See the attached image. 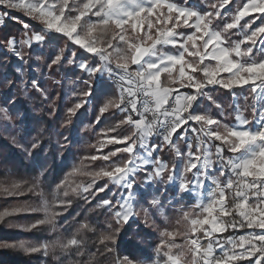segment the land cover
Returning a JSON list of instances; mask_svg holds the SVG:
<instances>
[{
  "label": "snow or ice",
  "instance_id": "6c2138e0",
  "mask_svg": "<svg viewBox=\"0 0 264 264\" xmlns=\"http://www.w3.org/2000/svg\"><path fill=\"white\" fill-rule=\"evenodd\" d=\"M184 3L186 6L182 7L172 0H0V8L22 12L41 24L43 32L58 33L85 53L97 57L99 64L96 67L81 64V71L90 77H107L116 87L117 98L108 100L99 113L103 116L114 108L124 119L101 133L103 139L93 147L97 153H103L108 145L124 147L82 158V167H74L68 175L89 177L91 183L71 187L66 179L57 185V191L64 189V196H68L70 187L72 194L92 192L95 196L105 192L108 185L95 192L93 185L106 179L123 191L115 203L106 199L97 207L107 209L114 223L122 227L139 214L134 183L136 174L151 166L145 184H174L178 196L197 198L189 210L183 212L181 219L187 226L185 233L161 232L168 241L175 240L177 235L184 238V244L162 241L157 246L155 251L165 258V264H240L243 261L264 264V24L252 29L255 20H246V17L264 19V0H246L242 6H237L230 17L231 22L225 23L219 31L213 28V21L227 18L222 10L232 0L207 4L215 12L203 14L190 6L189 0ZM23 27L25 34L19 47H31L33 42L44 41L43 33L28 35L30 26L24 24ZM181 28L192 31L182 35L178 31ZM231 30L242 38L229 44L227 34ZM7 43V50L23 60V55L16 51L17 42L10 39ZM244 45L249 46L245 48ZM165 47L177 51L167 53L163 51ZM62 53L63 50L55 56L49 68L63 60ZM73 62V59L68 61L69 64ZM197 73L203 79H199ZM84 83L89 89L93 87L88 81ZM210 86L229 92L251 86L248 89L251 97L243 98L245 101L251 99V104L241 108L238 98L233 96V124H225L208 113L198 114L194 106L206 98L223 116L222 106L205 91ZM32 87L41 91L35 81ZM184 88L191 89V93H182ZM83 95L90 96L91 91ZM82 106L76 103L66 115L75 116ZM249 109L251 118L246 115ZM0 115L8 119L2 110ZM122 125L132 128L130 135H110ZM177 133H180L179 141L185 145L184 151L174 139ZM153 139H159L160 143H151ZM37 146L33 144V148ZM166 148L175 157L171 167L156 155ZM121 153L128 159L122 164L112 163V159ZM97 160L108 162L107 167L85 170L88 165L84 161ZM23 187L24 183L19 182H14L10 188L0 185V194L23 196L32 192L42 197L39 206L21 205L2 210L0 223L21 214L42 213L43 219L20 230L31 232L51 224L56 231V217L63 214L56 209L67 205L58 198L51 203L43 199L39 178L26 191L21 190ZM149 204L158 208L160 200L153 198ZM142 211L147 218L149 209ZM245 229L249 231L239 237H223L225 232ZM83 231L94 229L81 224L63 243L57 240L51 244L29 246L20 242L0 244V247H18L26 254L43 252L44 255L48 254L49 248L58 247L67 254L71 249H82V242L76 237ZM109 241L115 243L110 235H102L98 244L105 245ZM176 249L179 251H174ZM105 252L111 253L113 249L105 248ZM83 256L85 251H77V259L70 260L69 264H81L79 258ZM95 256V253L89 254L83 264H94ZM116 264H133V261L127 256L117 257Z\"/></svg>",
  "mask_w": 264,
  "mask_h": 264
},
{
  "label": "trees",
  "instance_id": "16d2710c",
  "mask_svg": "<svg viewBox=\"0 0 264 264\" xmlns=\"http://www.w3.org/2000/svg\"><path fill=\"white\" fill-rule=\"evenodd\" d=\"M178 6H186L184 0H172ZM220 0H189V5L195 7L201 14L214 9L207 4L219 3ZM246 0H232L222 14L226 19L213 21V28L221 30L225 23L230 22L229 13L235 12ZM251 22L252 29L262 23V19L246 17ZM244 21H241L243 24ZM24 24H28V35L43 33L44 41L33 44L31 47H19V42L25 34ZM228 43L237 41L241 35L231 30L228 34ZM17 41V50L23 55V60L16 59L7 49L8 41ZM63 50V60L49 68L56 55ZM75 56L73 57V54ZM69 59L73 63L69 64ZM90 67L99 64L97 57L85 53L78 46L73 45L66 37L50 32H43V26L36 21L15 14L13 18H5L0 24V110L8 116L3 119L0 115V185L11 187L14 182L24 183L23 191L31 187L36 178H39L43 199L49 203L58 198L67 207L56 209L63 214L56 217L55 228L53 225H42L31 232L21 231V227H28L32 223L43 219L42 213L21 214L6 218L0 223V244H19L24 242L29 246H39L42 243H60L70 239L77 232L81 224L90 225L94 231L81 232L76 238L82 242V249H71L64 253L60 248H49L48 254L43 252L26 254L20 248L0 247V264H69L77 259V251H85V256L80 257L81 264L88 255L95 253L94 264H116L117 257L127 256L133 264L165 263L162 255H157L156 248L163 241L166 243L184 244L182 235H177L175 240L168 241L161 236V232L170 231L183 234L187 230L185 222L181 219L183 212L189 210L194 204L190 195L178 196L172 184L155 182L153 187L142 191V179L145 174L137 173L135 177V190L137 191L136 209L139 213L135 220L123 226H118L105 208L97 207L103 200L116 202L121 190L110 184L106 179H100L93 185V192L108 185L105 192L93 196L92 192L72 194L68 187L69 195L64 196V189L57 191V185L66 179L71 187L78 184L88 185L91 178L85 176H69L74 167H82V158L91 155L107 154L122 148L124 145H108L103 153H97L94 145L103 139L100 134L112 129L124 119L118 110L110 108L103 116L99 109L110 99H116V87L109 80L102 79L98 82L87 73L81 71L80 63ZM199 76V73L197 74ZM202 78V77H201ZM36 82L41 91L32 87ZM88 81L93 85L91 89L84 83ZM245 88H234L231 92L210 86L205 89L217 104L223 108H216L208 99H200L194 106L196 113H208L225 124H233L232 95L236 94L241 108L251 104V99L245 101L238 95L251 97V92ZM91 91L90 96H84ZM181 91L190 94L191 89ZM43 93V95L41 94ZM76 103L83 106L75 116L68 117L67 110ZM251 118V111L246 113ZM99 117V122L97 118ZM63 125V126H62ZM87 126V127H86ZM132 128L122 125L111 136H128ZM180 133L175 140L181 151L185 150L183 142L179 141ZM33 144L38 145L33 148ZM64 145V147H62ZM227 153V152H225ZM159 157L172 166L175 160L170 149L158 153ZM126 154H119L112 159V163L127 160ZM88 167L86 171H95L107 167L108 162L97 160L84 161ZM167 180V173H165ZM26 182V183H25ZM67 186V185H66ZM84 197H87L85 199ZM158 197L160 205L153 208L149 204L153 198ZM42 197L32 192L23 196H7L0 194V211L21 205L39 206ZM171 201V203H169ZM149 209L146 218L142 209ZM161 212L164 214L161 215ZM111 225V228L108 226ZM118 229V234L117 233ZM249 230L228 231L223 237H239ZM102 235H110L111 241L99 245L98 240ZM105 248H112L113 252L106 253ZM166 251V249H165ZM174 251H179L176 249ZM190 260V256L187 257ZM252 261H243L240 264H251Z\"/></svg>",
  "mask_w": 264,
  "mask_h": 264
},
{
  "label": "rangeland",
  "instance_id": "374dc122",
  "mask_svg": "<svg viewBox=\"0 0 264 264\" xmlns=\"http://www.w3.org/2000/svg\"><path fill=\"white\" fill-rule=\"evenodd\" d=\"M245 3V2H244ZM242 6V5H241ZM183 7V6H182ZM234 13V12H233ZM233 13H229V18L231 17V15L233 14ZM15 14H20V15H22V16H24V17H26L22 12H16V11H12V10H8V9H4V8H0V24H2V21H3V19H5V18H13L14 17V15ZM73 15H74V13H73ZM26 18H28V17H26ZM230 22H231V20H230ZM261 24H264V19H262V23ZM260 24V25H261ZM259 25V26H260ZM182 35H187V34H189L192 30L191 29H184V28H181V29H179L178 30ZM242 38V35H241V37H240V39ZM239 39V40H240ZM239 40H237V41H239ZM17 42V41H16ZM33 44H37V42H33ZM249 45H244L243 47H248ZM16 51H18L17 49H16ZM163 51H165V52H167V53H175L177 50L176 49H173V48H171V47H165V48H163ZM19 52V51H18ZM11 53V52H10ZM12 54V53H11ZM13 55V54H12ZM14 56V55H13ZM16 59H18V60H21V59H19L17 56H14ZM205 63H211V62H208V61H205ZM81 64H85V63H80L79 65H81ZM198 74V73H197ZM196 74V75H197ZM225 77L227 76V74L226 73H224L223 74ZM199 79H203V77L201 78V76H197ZM94 80H95V82H98V81H100V80H102V79H106V80H108V78L107 77H103V78H101L99 75H97V76H95V77H92ZM163 79V78H162ZM245 87H249V89H250V87L251 86H245ZM182 93H185V92H183V91H181ZM187 94V93H186ZM235 95V97L237 98V96H236V94H233L232 95V104L234 103V100H233V96ZM241 99H243L244 98V95L243 94H240V95H238ZM244 100V99H243ZM118 114H121L119 111H118ZM182 131V130H181ZM189 135H191V133H189ZM175 139V138H174ZM151 143H156V144H159V142L157 141V140H152L151 141ZM159 153V152H158ZM158 153L156 154V155H158ZM228 155V153H225V156H227ZM152 171V168H151V166H146L145 167V170L144 171H142V172H140V173H142V174H145V176L143 177V179H142V182H143V184H142V186H141V190L142 191H144V190H146V188H148V187H153V185H154V183L155 182H153L152 184H150V185H148V184H145L144 182H145V180L147 179V173H150ZM137 175V174H136ZM191 177H189V179H190ZM172 186H173V188H174V190L177 192V190H176V187H175V185L174 184H172ZM121 190V189H120ZM123 190H121V192H122ZM135 192H136V195H137V191L135 190ZM120 195H121V193H120ZM120 195H118V197L120 196ZM117 197V198H118ZM192 197V199H193V201H194V203H195V201H196V197L195 196H191ZM117 200V199H116ZM135 218H136V216L135 217H133V218H131L129 221H132V220H135ZM148 264H155V263H148ZM158 264H165L164 262H159ZM251 264H253V261H252V263Z\"/></svg>",
  "mask_w": 264,
  "mask_h": 264
},
{
  "label": "built area",
  "instance_id": "2783aa9c",
  "mask_svg": "<svg viewBox=\"0 0 264 264\" xmlns=\"http://www.w3.org/2000/svg\"><path fill=\"white\" fill-rule=\"evenodd\" d=\"M154 140H157V141L160 143V140H159V139H153V141H154Z\"/></svg>",
  "mask_w": 264,
  "mask_h": 264
}]
</instances>
